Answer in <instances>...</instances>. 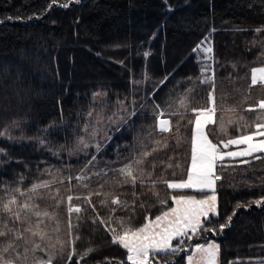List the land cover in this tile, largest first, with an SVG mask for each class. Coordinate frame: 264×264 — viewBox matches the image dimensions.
I'll return each mask as SVG.
<instances>
[{
	"label": "trees",
	"instance_id": "1",
	"mask_svg": "<svg viewBox=\"0 0 264 264\" xmlns=\"http://www.w3.org/2000/svg\"><path fill=\"white\" fill-rule=\"evenodd\" d=\"M257 29H264V0H0V197L17 187L28 190L45 178L53 180L39 206L59 217L64 241L72 238L65 226L66 207L61 204L53 210L49 191L60 189L64 200L88 191L109 194L107 207H101L102 197H92L95 212L81 204L88 208L82 215L98 212L107 220L111 214L115 222L108 228L117 231L122 230L120 217L131 216L130 226L135 228L170 210L172 196L204 197L207 191L157 183L153 191L167 201L160 204L151 193L145 195L150 184L133 186L116 170L127 163L125 158L139 141L151 150L155 144L150 142L160 140L168 147L148 157H155L158 164L153 178H161L168 163L173 167L163 171V179L186 177L194 129L190 121L196 113L188 111L177 132V118L170 115L168 105L192 89L191 105L210 107L211 85L201 83L212 75L209 66L216 85L217 123L208 129L213 141L223 148L218 141L226 137L219 135V123L227 117L225 126L233 136L248 134L249 129L240 127L245 122H263L264 110L258 105L264 100V86L251 85L252 69L264 65V31ZM206 41L212 45L210 61L198 51ZM103 105L108 112L116 108L115 114L126 120L110 113L104 119L100 150L76 149L85 126L89 129L97 115L107 114ZM156 105L172 121L171 133L158 132ZM122 107L135 115L127 117ZM93 156L96 159L89 164ZM246 159L251 163H241ZM94 168L107 176L93 174L88 189L80 187L75 177ZM216 169L222 175L216 186L219 215L210 214L205 223L215 231L173 239V247L183 250L155 257L150 253L151 264H187L188 252L213 240L219 245L221 264H264V203H255L264 201V159L226 157ZM133 192L139 197L134 213L111 204V197L119 196L131 205ZM76 215L72 214L74 224ZM227 216L232 217L231 225L220 231ZM46 223L51 229L52 221ZM124 224L128 226L126 218ZM108 228L93 225L90 219L82 223L77 253L89 247L95 251L83 260L73 255L69 261L65 255L61 264H131L127 250L112 243Z\"/></svg>",
	"mask_w": 264,
	"mask_h": 264
},
{
	"label": "snow or ice",
	"instance_id": "2",
	"mask_svg": "<svg viewBox=\"0 0 264 264\" xmlns=\"http://www.w3.org/2000/svg\"><path fill=\"white\" fill-rule=\"evenodd\" d=\"M256 31H264V29H257ZM195 51V50H194ZM208 52L212 49L208 48ZM207 69H205L206 71ZM201 83L211 85V92L209 99L211 106L193 107L189 99L192 89H188L184 94L178 96V98L169 103L168 108L172 109L170 115L177 118L176 131H179L180 121L183 119L188 111L196 113L194 121L195 133L192 138L191 149V167L187 172V179L180 182H169L162 178L163 171L167 168H172V163H168L164 169H162L161 178L154 179L153 172L158 167L155 160H149L148 157L153 156L154 153H159L162 148H167L168 144L160 140H155V146L148 150V144L141 140L138 142L136 148L129 153V156L125 159L127 163L116 171L126 179L130 181L133 186L139 182L142 186L145 183L151 185L148 189V193H151L160 204L167 203L166 200L160 199L159 194L153 191V188L157 183H164L171 189H185L196 188L200 192H209L201 199H197L195 196H172L171 199L175 201L176 207L170 208V210L164 211L161 215L155 216L154 221L149 220L141 227H131V216L118 218L121 226V231H117L115 228H108L109 223L115 221L112 220V215L108 216L105 220L99 217V213H95L94 216L82 215L87 213L88 208L82 207L81 204L87 205L95 212L96 205L92 202V197H102L100 200L101 207H107V201L109 194L101 191H88L85 195H68L66 200L59 196L60 189H56L55 192H48L47 199L53 201L50 207L56 210L61 204H64L67 212V219L65 226L69 236H72L70 240L64 241L59 238L60 220L58 216L50 213L47 209H41L39 204L35 203L37 196L41 189H49V182H41L34 184L27 191H21L19 187L7 191L4 197H0V264H61L62 259L67 255L68 260H71L73 255H79V259L83 260L91 253L95 251L92 247L87 248L82 253H77L75 243L80 239L79 229L82 223L86 220H91L92 224L97 223L104 225L105 228L111 232L112 243L118 244L127 250V260L131 261V264H149L150 253L155 257L156 253H171L176 254L182 251V248L173 247L171 241L177 237H183L190 233L198 234L201 231H215V229L205 227V223L209 220L210 214L218 216V204L216 194V183L222 179V175L217 174L216 167L218 162H222L227 157H252L254 160L264 159L256 153H264V139H257V137H264V122H258L255 125H249L246 122L241 124V129H249L248 134H243V131L238 132L236 135H229L228 128L221 120L219 123V135L226 137V139H220L219 144H223L224 148H228L230 145H245L246 147L239 151L222 152L218 149V145L214 144L212 140L205 134L204 128L208 124H216L215 113L217 112L216 97L214 95L216 90L215 85V72L212 75L205 76ZM264 86V68H254L251 72V85ZM96 95H101L97 93ZM224 94L221 95V100H224ZM173 104L175 107L173 108ZM259 109L264 110V101H260L258 105ZM158 116V132L159 133H171L173 131L172 121L170 119H162L159 117L164 116V111L160 110V105H156ZM122 110L127 113V117L135 115V111L128 112L127 108ZM224 111L223 108L220 109ZM252 111L253 109H248ZM91 115V113H90ZM120 121H125L126 117L114 114ZM111 120V118H109ZM231 123V121L229 122ZM88 131L85 126V132ZM95 130L91 133L95 136ZM214 136L217 135L216 130L213 129ZM79 143L88 147L84 138L81 137ZM177 144L180 141L177 139ZM97 151L100 150V144H96ZM2 151V150H0ZM95 156L91 158L89 164H93ZM163 163V161H160ZM241 163L249 164L250 160H242ZM221 169L225 167L223 163L220 164ZM151 169V171H148ZM86 171L82 170L81 175L75 177L77 181H80V187L88 189L89 185L84 183L85 180H89L90 177L86 175ZM175 173L173 172V175ZM94 175L98 177L107 176V172H97ZM71 176L68 180H72ZM106 182V181H105ZM103 188V185H100ZM70 191V189H69ZM31 194H36L33 196ZM24 197L23 200H18L17 197ZM44 199V197H39ZM78 203L73 204V200ZM139 200L133 192L132 204L130 205L127 199H121L119 196L111 197V204L118 205L119 209L125 213L135 211V204ZM255 203L261 204L264 201H256ZM139 206L144 208V202L140 201ZM239 207V205H238ZM116 209H109L110 213H114ZM76 213V223H73L72 214ZM235 213H233L234 215ZM125 218L128 220V226H125ZM231 216L226 217L224 224L219 227L220 231H223L225 227L231 225ZM46 221H52L51 230L49 231V224ZM76 230V234L73 236V230ZM158 229V230H157ZM183 244L181 240L179 242ZM196 251L198 253L206 254V264H217V257L219 253V245L210 244L207 247L204 245H197ZM44 253V257L37 256V253ZM189 264H192L193 257L188 256Z\"/></svg>",
	"mask_w": 264,
	"mask_h": 264
},
{
	"label": "rangeland",
	"instance_id": "3",
	"mask_svg": "<svg viewBox=\"0 0 264 264\" xmlns=\"http://www.w3.org/2000/svg\"><path fill=\"white\" fill-rule=\"evenodd\" d=\"M208 48H211L212 49V47H211V45H210V41H206V42H204L203 44H202V46L200 47V49L204 52V56H205V58L206 59H209V57L211 58L212 56H211V53H212V51L211 52H208L207 51V49ZM255 68H264V65L263 66H257V67H255ZM254 69V68H253ZM264 101V100H263ZM105 108H106V105H103L102 106V109L101 110H105ZM106 112H107V114H102L101 116L100 115H97L96 116V118H95V120H94V122H93V124L89 127V129H88V131L84 134V135H82L81 137H83L84 138V140H85V142L88 144V147L89 146H95L96 147V144L97 143H99L100 141H102L103 139H104V137H105V134H106V130H105V127H104V119L108 116V115H110V113H111V116H113L115 113H116V108H114V109H111L109 112H108V110H105ZM112 112H114V114H112ZM118 114V113H117ZM230 117H227L226 118V120H225V122L226 121H228V120H230L229 119ZM215 119H216V113H215ZM225 119V118H224ZM264 119V118H263ZM115 121H112L111 123L113 124ZM224 122V123H225ZM264 122V121H263ZM227 123V122H226ZM211 124H208V125H206L205 126V128H204V131H205V134H207L208 135V138L210 139V140H212V142L214 143V144H217V143H215L214 141H213V139H212V137H211V135L209 134V126H210ZM95 130V132H96V134H95V136H92L91 135V133L93 132ZM194 133H195V125H194V129H193V136H194ZM80 137V138H81ZM80 138H79V140H80ZM193 138V137H192ZM257 139H264V137H257ZM218 145V144H217ZM77 146L79 147V148H76V149H78V150H85V148H84V146L82 145V144H80L79 143V141H78V143H77ZM222 146H223V144H222ZM230 146H232V148L230 147ZM228 148H224V146H223V148L220 146V145H218V149L220 150V151H222V152H228V151H239V150H241V149H243V148H245L246 146L245 145H239V146H237V145H230ZM227 156H225V158H226ZM124 166V165H123ZM122 166V167H123ZM122 167H120V168H122ZM190 167H191V163H190ZM190 167H189V169H190ZM119 168V169H120ZM97 172H100V170L99 169H92L90 172H88V173H86V175L87 176H89L90 178L93 176V174L94 173H97ZM216 172H217V169H216ZM50 174V173H49ZM79 175H81V173L79 174ZM50 176H51V174H50ZM120 179H123V180H125V178L124 177H120ZM185 179H187V175H186V177L185 178H183V179H180V180H172V181H169V182H180V181H182V180H185ZM45 181H47V182H49V184L51 185L52 184V182H53V180H51L50 178H45V179H43L41 182H45ZM41 182H39V183H41ZM79 184L81 183L80 181L78 182ZM84 183H87V184H89V180H85L84 181ZM38 184V183H37ZM216 186H217V183H216ZM57 188V187H56ZM192 189H196V188H192ZM21 191H27V190H21ZM47 191H48V189H41L40 190V192H39V196H37V198H36V200H35V203H37V204H39V200H40V198L39 197H43L46 193H47ZM207 191V190H206ZM208 194H210L209 192H208ZM217 194V193H216ZM31 195H33V196H36V194H31ZM18 198V200H23L24 199V197H17ZM197 199H201V198H203V197H196ZM173 207H176V204L174 203V206ZM155 219V218H154ZM154 219H149V220H153L154 221ZM148 220V221H149ZM147 221V222H148ZM51 229H49V231H50ZM158 230V229H157ZM189 234H193V233H190L189 232ZM59 238H61V240H64V238L62 237V236H60V234H59ZM173 241V240H172ZM172 241H171V243H172ZM210 244H216V245H218V243L216 242V241H209V242H207V243H200V244H197V245H204L205 247H207L208 245H210ZM196 245V246H197ZM196 246L192 249V251H190V252H188L187 253V256H186V261H187V264H189V261H188V256H192L193 257V261H192V264H206V254L205 253H203V252H201V253H198L197 251H196ZM131 262V261H130ZM149 264H151V258H150V255H149ZM217 264H221V262H220V252L218 253V257H217Z\"/></svg>",
	"mask_w": 264,
	"mask_h": 264
},
{
	"label": "crops",
	"instance_id": "4",
	"mask_svg": "<svg viewBox=\"0 0 264 264\" xmlns=\"http://www.w3.org/2000/svg\"><path fill=\"white\" fill-rule=\"evenodd\" d=\"M210 45H211V42H210ZM202 45L199 46L198 48V51L202 52L203 53V56H204V52L200 49ZM212 47V45H211ZM211 56H212V53H211ZM212 58V57H211ZM211 58L209 57V61L211 60ZM255 68V67H254ZM209 73H212L213 72V69L212 67L209 66V69H208ZM159 118H162V119H169L168 117H159ZM157 126H158V121H157Z\"/></svg>",
	"mask_w": 264,
	"mask_h": 264
}]
</instances>
